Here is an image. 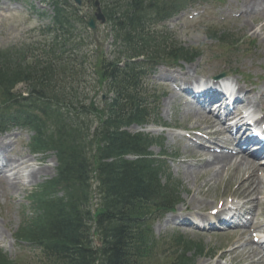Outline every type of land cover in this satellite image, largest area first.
Instances as JSON below:
<instances>
[{"label":"trees","instance_id":"obj_1","mask_svg":"<svg viewBox=\"0 0 264 264\" xmlns=\"http://www.w3.org/2000/svg\"><path fill=\"white\" fill-rule=\"evenodd\" d=\"M61 23L60 29L64 30L66 21L61 20ZM129 25L134 26L131 23ZM157 45L158 51H161L163 43L159 42ZM169 53L175 57L189 54L188 50L176 51L175 48ZM112 74L110 78L117 81H112L110 91L115 92V95L106 109L98 112L100 118L105 117L103 123L101 121L98 136L94 134L89 139L88 108L81 101H70L71 95L65 88L52 85L56 83L53 68H49L47 72L38 71L37 68L29 72L13 71L4 66L0 68V97L4 101H15L26 114L24 107L28 103L13 92L15 84L21 79L30 82L33 90L36 87V97L49 101V110L45 113L51 127L46 120L37 121L32 117L30 120L38 129L37 145L49 144L56 148L61 168L58 177L48 184L49 187L36 194V201L42 206L44 215L34 222L26 237L42 245L46 255L54 252L58 264H64L60 262L63 251L70 264H95L99 258L102 259L101 264H137V259L147 253L150 245L152 230L137 213L138 205L144 207L157 202L163 195V190L158 174L149 161H128L124 159V155L144 152L152 139L122 130V126L146 120L149 113L142 109L141 98L136 91L138 75L125 81L120 74ZM53 101L56 107L50 104ZM47 130H51V133ZM94 141L98 143L100 159L92 166L85 150ZM104 159L112 160L102 162ZM95 170L99 173L101 184L105 186L103 210L97 217L98 232L103 240V246L99 250L92 248L85 237L89 228L85 224L86 219L91 218V215L78 204L84 202L86 196L76 198L67 193L68 188L73 185L82 189L83 186L86 187L89 175ZM59 187L65 189L66 195L48 200L47 197Z\"/></svg>","mask_w":264,"mask_h":264},{"label":"rangeland","instance_id":"obj_2","mask_svg":"<svg viewBox=\"0 0 264 264\" xmlns=\"http://www.w3.org/2000/svg\"><path fill=\"white\" fill-rule=\"evenodd\" d=\"M31 1L35 4L36 9H38L40 12H44L46 10L48 12H51L50 7L42 3L41 0ZM210 2L211 3L207 4L205 8L207 10V14H214L215 21H212L214 25L224 27L225 29H230L234 33H237V36L239 38L247 37L250 39H256L257 46L249 48L248 44H245L242 45V47H245V51L240 49L234 54L221 57V52L219 48L215 47V44L209 37V33L206 31V27H204V25H208V23L205 22L202 16H194V18H190V15H188V10L185 15H180L178 17L172 18L170 21L167 22V25L170 29L174 31L177 38L183 44L189 46L202 45L205 49V52L204 55L196 62L182 64L183 71L185 70L186 72H189L190 75L193 77L199 74L212 76L224 69L234 67L242 71H250L251 73H247H250L252 78H255L256 75H259L264 71V35L263 31L260 30V24L258 22V20L260 21V23L262 21L264 22V16L255 17L253 21L250 18L245 19L244 17L237 15L242 9L241 4L243 3V0H211ZM14 7V4H10L6 0H0V47H7L8 45L21 43L25 40H32L34 32L30 31L29 29L31 27H37L39 23L41 24L42 20L39 15H37L36 13L32 14L25 8V6L16 5L19 10L26 13L25 15L13 13L12 9ZM83 11L85 14L91 15L93 13V8L89 4H86L83 7ZM224 18L226 19L223 20ZM108 32V27L100 25L98 26L97 35L99 37L100 42L104 43V48L106 49V51H110V44L112 42V38L108 36ZM92 47L89 46L86 48L88 49ZM160 71L171 74L178 72L179 70L175 69L172 71L166 67H161L159 69L157 68V70L154 71L149 77L150 86L161 87L163 85L161 83L162 78H160ZM22 87L24 86H20V88ZM161 88L163 89V86ZM168 100L169 97L167 99L162 100L161 103V119L163 121L167 122L168 124L179 122L188 126L196 124L194 119L192 120L190 118L188 120H185L181 117V115L178 114L179 111H182V106L179 105L178 101H174L172 106L169 107L167 104ZM131 130L134 132L138 131L136 127H132ZM148 132L156 136L164 135L166 137V135L163 134L158 127H149ZM15 134L21 141H23L25 138L26 140H28L29 135L23 129L16 128ZM165 144L169 152H171L172 150L174 151V147L178 146L176 140L171 139L170 134L167 135ZM180 148V152L186 151L185 148ZM26 150L25 155L28 154ZM153 150L154 152L158 153L160 151V148L154 147ZM50 163L48 161L43 162V165L45 166L42 169V175L38 179H34L33 181L29 182L26 186L21 185L19 189L16 188L12 190V196L10 200L6 199L5 197L0 198V223L3 226L5 217L7 227L11 228L9 226V221H11L12 228L9 231L10 235L11 233L13 234L17 227L20 225L23 214L28 212L27 195L29 190L33 186L37 185L39 182L44 180V178L50 177L54 173L52 168L53 165L51 163V166ZM170 164L172 166L174 175L177 178H180L183 183L182 196L185 202L189 200L187 204L191 202L190 200L193 201L194 198H204L207 200V203H212L218 197L228 195L230 189L233 191L235 190L236 183L228 181L226 183L214 185L210 189L209 186H204L202 194H196L197 189L204 182L205 178H195V176L192 175H184V169L178 168V165H175L172 161L170 162ZM212 172L213 171L210 170L206 177L212 176ZM239 176V173L235 174V178H239ZM194 203L195 202H192L193 206ZM169 217L171 216H167L166 219H168ZM166 219H162L156 222L154 228L157 235H165L171 231L170 228L174 227V223L166 225ZM191 237L196 240L203 241L209 249V252L216 251L217 255H219L220 252L224 251L226 249L225 247H227L230 244L229 242H231V240L233 239V237H229L225 234H219L217 236H202L198 234H191ZM7 241H11V243L8 245V249L10 250L9 254L12 255L13 258H18L22 252L25 253L27 257L32 258H34L36 256V253H38L35 249L30 248L28 246H24L19 250L15 246L12 247V238L10 237L7 238ZM205 263H211V260H209L207 257H202L197 261V264Z\"/></svg>","mask_w":264,"mask_h":264},{"label":"bare ground","instance_id":"obj_3","mask_svg":"<svg viewBox=\"0 0 264 264\" xmlns=\"http://www.w3.org/2000/svg\"><path fill=\"white\" fill-rule=\"evenodd\" d=\"M244 8L248 14V17L250 18H254L256 14H264V0H245L244 3ZM258 9V10H256ZM184 81H190L191 78L188 75H185L183 78ZM178 94V93H177ZM177 94H172L170 101L174 102V100L177 98ZM184 114L187 115H192L195 118H201V117H206L207 116L204 115V113H202L201 111L199 112L197 109H195L192 106H187L184 109ZM208 115V113H207ZM215 122L212 121V124H214ZM232 141V140H231ZM208 152H210V157H205V154H209ZM215 152H211L210 150H206L204 149V152L199 153V152H194L193 155H191V157L194 158H199L200 161L202 162V170L203 171H209V170H214V176L211 180H218L219 178H221L223 176V172H224V167L233 164L235 161V164L238 165V168L240 167H244V166H248V165H253V161L249 160L248 157L245 156H241L239 154L235 155L233 153H227V154H214ZM239 160V161H238ZM216 164H221V167H219L218 169H214L215 166H217ZM42 171L40 170H32L28 177L30 179H37L38 176L41 174ZM40 173V174H39ZM192 174L195 175V178H198V174L200 173L199 169H194L191 171ZM202 173V171H201ZM210 181L206 182V184H209ZM9 185H7V187L9 189L12 188L13 185L15 184H11L8 183ZM239 184H241L242 187H246L247 189H249L250 191H247L248 194H253L254 191H259L261 189V181L258 178V176L256 175V170L253 169V171L250 173V175L247 178H240L239 180ZM11 185V186H10ZM4 189V187H2ZM204 218L208 219V215H204ZM2 231V230H1ZM0 231V234H2V232ZM259 254H261V258H264V253H262L261 251L258 252ZM257 253V254H258Z\"/></svg>","mask_w":264,"mask_h":264}]
</instances>
